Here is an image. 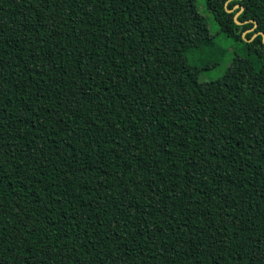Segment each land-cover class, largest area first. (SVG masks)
I'll return each mask as SVG.
<instances>
[{"label": "trees", "instance_id": "trees-1", "mask_svg": "<svg viewBox=\"0 0 264 264\" xmlns=\"http://www.w3.org/2000/svg\"><path fill=\"white\" fill-rule=\"evenodd\" d=\"M201 1L217 34L198 0H0V264H264V0Z\"/></svg>", "mask_w": 264, "mask_h": 264}, {"label": "rangeland", "instance_id": "rangeland-1", "mask_svg": "<svg viewBox=\"0 0 264 264\" xmlns=\"http://www.w3.org/2000/svg\"><path fill=\"white\" fill-rule=\"evenodd\" d=\"M198 8L208 18L209 27L211 29V32L214 33V34H217V31H219L217 29V24H216L213 16L211 15V13L206 9L205 5L202 4L201 0H198ZM230 58H231V56L229 55L227 59H230ZM226 64L227 63H223L219 67H217V68H215V69H213V70H211L209 72L203 73L200 78L203 79V80H206V79H211V78L218 77L219 75H221L225 71L226 66H227Z\"/></svg>", "mask_w": 264, "mask_h": 264}, {"label": "water", "instance_id": "water-1", "mask_svg": "<svg viewBox=\"0 0 264 264\" xmlns=\"http://www.w3.org/2000/svg\"><path fill=\"white\" fill-rule=\"evenodd\" d=\"M239 6H240V5H236L235 7H239ZM243 9H244V8L241 7V10H240L239 12H237L236 15H235V19H236V21H237L238 23H240V24H241V23H244V22L239 21V20L237 19V17H238V15L241 13V11H242ZM229 11L231 12V11H233V9H229ZM256 26H257V23H255V26H254V27H252V28L247 29L246 31H244L243 35L245 36L247 32H249V31H251V30H254V28H255ZM262 34H263V40H264V33H262ZM257 35H258V33H255L253 37H255V36H257Z\"/></svg>", "mask_w": 264, "mask_h": 264}]
</instances>
